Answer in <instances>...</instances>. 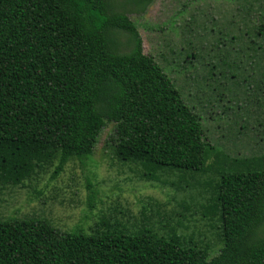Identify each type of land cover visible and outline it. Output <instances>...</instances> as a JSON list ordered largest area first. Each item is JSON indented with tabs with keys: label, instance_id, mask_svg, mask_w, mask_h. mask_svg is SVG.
I'll return each instance as SVG.
<instances>
[{
	"label": "trees",
	"instance_id": "trees-1",
	"mask_svg": "<svg viewBox=\"0 0 264 264\" xmlns=\"http://www.w3.org/2000/svg\"><path fill=\"white\" fill-rule=\"evenodd\" d=\"M208 1L220 17L203 8L199 25L192 17L182 62L248 67L258 78L243 83L259 82L262 93L264 0ZM153 2L0 0V186H20L50 166L55 178L69 161L84 166L113 124V159L138 166L147 182L206 197L200 216L217 230L218 254L181 234L180 220L165 221L159 235L103 217L90 234L9 219L0 220V264H264V154L232 156L204 140L201 117L143 53L129 18ZM87 183L91 208L97 192Z\"/></svg>",
	"mask_w": 264,
	"mask_h": 264
},
{
	"label": "rangeland",
	"instance_id": "rangeland-1",
	"mask_svg": "<svg viewBox=\"0 0 264 264\" xmlns=\"http://www.w3.org/2000/svg\"><path fill=\"white\" fill-rule=\"evenodd\" d=\"M203 2L154 0L145 13L129 18L138 25L143 53L162 67L201 117L204 140L232 156L264 154V90L260 93L259 82L258 86L251 83L250 88L243 83L257 73L244 66L221 68L208 57L191 64L182 62V39L193 36L185 26L193 18L197 25L202 22V8L207 16L220 17L214 1L207 0L206 8ZM217 3L221 5V0ZM112 129L113 124L102 129L84 166L69 161L55 178H51L54 166H50L20 186H0V220L46 221L60 233L80 227L90 234L103 217L130 231L145 226L159 235L167 233L165 221L176 224L180 220L185 226L179 230L181 234L208 245L210 257L217 255L221 248L217 230L200 216L199 206L206 197L171 183L147 182L138 166L113 159L107 148ZM164 178L175 180L173 176ZM87 181L97 192L91 208Z\"/></svg>",
	"mask_w": 264,
	"mask_h": 264
}]
</instances>
